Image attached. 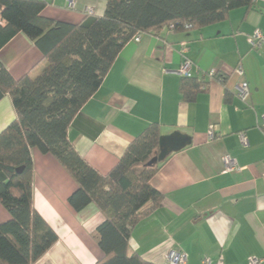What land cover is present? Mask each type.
Masks as SVG:
<instances>
[{"label": "crops", "instance_id": "0c3cea01", "mask_svg": "<svg viewBox=\"0 0 264 264\" xmlns=\"http://www.w3.org/2000/svg\"><path fill=\"white\" fill-rule=\"evenodd\" d=\"M42 1L43 17L72 25L80 24L88 9L102 17L107 5V0H73L70 9V0ZM257 31L264 33V0L201 30L176 32L167 26L144 33L140 42L124 48L72 122L70 141L102 175L152 124H159L162 139L185 143L180 149L170 145L169 154L157 163L161 167L151 184L164 199L133 229L130 254L150 264H170L173 251L187 253V264L221 257L224 264H249L251 257L264 258V49L250 44ZM186 59L192 62L191 78L207 84L191 103L180 91L179 71ZM0 63L20 80L39 75L46 62L21 33L0 51ZM239 66L244 77L236 72ZM243 80L250 86L247 102L237 95ZM16 118L6 95L0 100V134ZM211 127L217 133L213 140ZM32 155L34 208L58 235L36 264H97L104 253L93 233L104 215L94 204L76 211L69 198L77 183L52 155L37 149ZM225 157L234 159L238 170L227 172ZM10 220L0 203V224Z\"/></svg>", "mask_w": 264, "mask_h": 264}, {"label": "trees", "instance_id": "16d2710c", "mask_svg": "<svg viewBox=\"0 0 264 264\" xmlns=\"http://www.w3.org/2000/svg\"><path fill=\"white\" fill-rule=\"evenodd\" d=\"M256 2L107 0L102 17L88 15L72 25L43 17L42 0H0V51L22 33L46 62L39 75L20 80L0 63V100L9 95L17 113L0 134V203L11 215L10 221L0 224V264H36L58 242L57 233L33 204L35 149L55 157L77 183L69 198L76 211L94 204L104 215L93 233L104 253L97 264H150L137 253L130 254V239L137 224L164 199L151 184L161 164L147 166L160 152L159 124L138 136L107 175L77 152L68 135L71 124L138 34L167 26L176 32L201 30L228 20L234 10L250 11ZM206 86L183 77L184 101L194 102Z\"/></svg>", "mask_w": 264, "mask_h": 264}, {"label": "built area", "instance_id": "2783aa9c", "mask_svg": "<svg viewBox=\"0 0 264 264\" xmlns=\"http://www.w3.org/2000/svg\"><path fill=\"white\" fill-rule=\"evenodd\" d=\"M68 7L70 9L74 8L73 0L69 1ZM93 14H94V12L92 9L87 10V15L93 16ZM169 28H170V30H173V26H170ZM142 35L143 34H138L133 40L135 42H140ZM250 44H251L253 49H257V50L264 49V33L261 31H257L253 36H251ZM191 68H192V62L190 60L186 59L183 63L181 70L179 71L180 75L182 77H185V78H191L192 77ZM236 72L241 77L245 76L244 69L242 66H239L237 68ZM215 74H216L215 72H211L210 76L215 77L216 76ZM237 95L243 102L248 101V99L250 97V86L246 80H243L239 84ZM262 127L264 128V116H263ZM208 134H209V138L211 140L217 138L216 128L211 127ZM241 138H242V142L245 145H247L246 138L244 136H241ZM224 164H225L227 172H233V171L238 170L237 162L234 159H232L231 157H225L224 158ZM168 262L170 264H187L188 263V255H187V253H185L183 251H180V252L179 251H173L170 253V255L168 257ZM202 264H224V260L221 257L217 262H213L211 259L206 258L203 260ZM249 264H264V258L251 257L249 260Z\"/></svg>", "mask_w": 264, "mask_h": 264}, {"label": "water", "instance_id": "95a60500", "mask_svg": "<svg viewBox=\"0 0 264 264\" xmlns=\"http://www.w3.org/2000/svg\"><path fill=\"white\" fill-rule=\"evenodd\" d=\"M170 145H173L172 147H175L176 149H180L182 147L185 146V143L183 141L181 142H177L176 139H170V140H165V139H162L161 138V147H160V155L159 156H155L148 164L147 166L148 167H152L154 165H156L158 163L159 160L165 158L169 152H170V149H169V146ZM24 168H20L17 170V172L19 174H21L23 172Z\"/></svg>", "mask_w": 264, "mask_h": 264}]
</instances>
